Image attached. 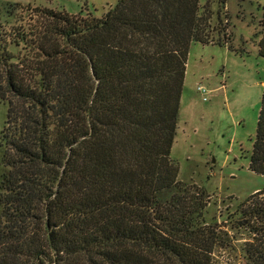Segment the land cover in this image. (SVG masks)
Segmentation results:
<instances>
[{"label": "trees", "instance_id": "trees-1", "mask_svg": "<svg viewBox=\"0 0 264 264\" xmlns=\"http://www.w3.org/2000/svg\"><path fill=\"white\" fill-rule=\"evenodd\" d=\"M24 8L0 6V264H220L229 232L171 159L190 44L215 42L199 0L13 23ZM249 165L264 175V92ZM240 211L245 258L264 264V191Z\"/></svg>", "mask_w": 264, "mask_h": 264}, {"label": "rangeland", "instance_id": "rangeland-1", "mask_svg": "<svg viewBox=\"0 0 264 264\" xmlns=\"http://www.w3.org/2000/svg\"><path fill=\"white\" fill-rule=\"evenodd\" d=\"M118 1L0 0V6L25 7L15 11L16 23L22 17L28 21V7L103 18ZM205 12L211 18L204 31L215 42L190 44L171 159L179 166L178 180L187 192L205 193L207 217L216 218L229 232L232 242L216 252L217 261L249 264L243 251L249 231L240 224V205L264 191V175L253 173L249 165L264 92V0H199L198 13ZM199 88L208 91L207 101ZM7 112L8 105L0 102V184L8 170L2 164Z\"/></svg>", "mask_w": 264, "mask_h": 264}, {"label": "built area", "instance_id": "built-area-1", "mask_svg": "<svg viewBox=\"0 0 264 264\" xmlns=\"http://www.w3.org/2000/svg\"><path fill=\"white\" fill-rule=\"evenodd\" d=\"M198 90L203 94V96H204L203 100L207 101L208 100V98H207L208 91L205 88H199Z\"/></svg>", "mask_w": 264, "mask_h": 264}]
</instances>
